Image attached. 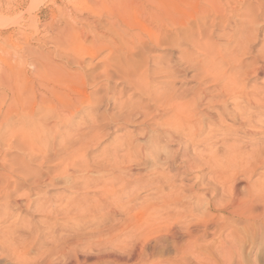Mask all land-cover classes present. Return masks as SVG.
Listing matches in <instances>:
<instances>
[{"label":"bare ground","instance_id":"bare-ground-1","mask_svg":"<svg viewBox=\"0 0 264 264\" xmlns=\"http://www.w3.org/2000/svg\"><path fill=\"white\" fill-rule=\"evenodd\" d=\"M26 1L0 0L3 223L8 224L10 209L18 206L22 198L25 204L19 206L42 213L47 219L42 221L45 227H53L60 216L68 222L74 219L78 225L80 214L89 211L82 207H115L122 192L113 188L110 191L107 186L119 185L127 177L138 176L136 183L142 180L143 170L131 174V166H120L123 157L131 160V152L150 167L145 170L149 172L147 185L145 181V186L141 185L150 193L139 202L137 197L124 195L126 203L119 206L139 207V216L132 224L136 225L137 236L118 247L117 252L102 254L98 260L145 264L144 257L161 240L158 235L163 232L165 239L180 236L189 241L184 248L175 247L185 264H189V256L202 264V256L209 251L239 254L245 245L253 247L258 242L256 236L263 243L264 81L260 86L254 83L264 77V0H101L103 13L97 18L91 16L95 12L85 5L87 0H78L60 11L61 19L51 20L49 30L38 29L31 16L29 25L21 27L19 20L6 17L15 15ZM80 12L90 15L84 17ZM135 12L143 14L148 24L134 20ZM10 28L14 30L8 32ZM213 36L217 37L216 42H211ZM20 39L26 47H21ZM155 50L163 53L156 56L152 53ZM165 50L176 51L177 61ZM188 69L196 72L195 87L178 94L168 81L176 78L178 70ZM156 77L163 78V82L155 85ZM114 78L126 82L129 90L145 99V103L137 105L134 98H118L121 101L117 110L125 114L123 119L111 121L130 123L142 117L136 124L146 126L155 137H149L147 144L141 143L145 139L125 140L126 146L115 148L112 155L109 153L104 162L92 169L90 162L94 160H90L87 150L103 137L99 123L105 120V116L100 119L95 115L98 102L92 96ZM88 89L94 91L90 93ZM110 95L107 94L109 99ZM80 107L88 109L87 121L82 119L74 127L76 134L70 137L69 128ZM63 135H67L66 143L58 140ZM160 139L176 143V152L171 155L167 147L158 146ZM12 153H17L14 158L10 157ZM172 167L177 172L174 177L168 173ZM93 172L97 178L90 177ZM59 178L65 179L63 185L68 192L73 191L69 198L64 197V203L60 199L62 202L57 204L59 198L51 201L48 197L33 202L29 198L31 192L23 190L25 187L41 191V187L53 186ZM186 181L190 183L185 184ZM77 187L84 193L100 190L101 195L88 198L85 193L80 198L74 196ZM72 201L76 212L69 208ZM52 202L54 205L49 204ZM26 223L0 228V242L13 255L15 252L19 256L18 251L25 250L26 242H31L24 241L26 236L22 239L24 234L31 237L35 232ZM20 224L26 233L18 234ZM210 230L216 235L228 232L229 249L199 246L198 241ZM71 245L69 240L66 246ZM262 254L254 260H263ZM72 258L76 264L87 262L86 258L80 261L75 253Z\"/></svg>","mask_w":264,"mask_h":264},{"label":"rangeland","instance_id":"rangeland-1","mask_svg":"<svg viewBox=\"0 0 264 264\" xmlns=\"http://www.w3.org/2000/svg\"><path fill=\"white\" fill-rule=\"evenodd\" d=\"M76 1H78V0H27L25 2V5L22 7V9L20 8L19 10H17V13L15 15H12V14L6 15V17L10 20L11 19L19 20L18 26L21 27L22 25H24V26L29 25V17L31 16V17H33V20H32L33 23L34 24L37 23L36 25H37L38 29H42L43 27L44 28L46 27L47 30H49L51 28V25H50L51 20L53 21V20H56L57 18L61 19V16H59V15H61L60 11L63 10L64 7L72 5ZM79 2H81V0ZM85 3L84 4L88 8H90V10L92 12H95V15H91V16H95L94 18H97V16H99L100 14L103 13L104 6H103L101 0H87ZM53 4L55 6H57L58 8L57 7L55 8V6ZM185 8L186 7H184V9ZM20 14H21V16H19ZM134 14H135L134 18H133L134 20H138L139 23L144 22L145 24H148L147 23L148 21L144 17L143 14H141L140 12H135ZM81 15H83L84 17H87L90 14L86 13V12H82ZM238 17L241 18L240 16H238ZM189 18H190V16H189ZM189 20L192 21L191 19H189ZM149 28H155V27L150 26ZM134 29L137 30L138 28H134ZM12 30H14V28L8 29V32H10ZM152 32H154V30ZM218 34L219 33L216 31L214 35L217 36ZM215 36H213L211 38V42L217 41V37L215 38ZM19 42H20L21 47H26V43L23 39H20ZM31 47H35V46L33 44H31ZM259 47L260 46L258 45L256 48H259ZM44 52L47 53V51H45V50H44ZM164 52H165V54L170 56L172 58V60L177 61L178 55L176 54L177 53L176 51L170 52L168 50H165ZM152 53L156 54V56H160L163 52L161 50H155ZM152 53H150V54H152ZM104 55H105V53L100 54L95 60L98 61V58L101 59L102 56H104ZM144 55H146V53ZM0 59L3 60L1 50H0ZM182 68L183 67H181V69ZM183 72L185 74H183ZM177 73L178 74H176V78H174V80H170L168 82L173 84V85L172 84L171 85L173 86V90L176 91V93L179 92L178 94H186V93H188V90L190 88L192 89L195 87V73L196 72L193 71L192 69H188V70H184V71L178 70ZM192 76H193V78H192ZM154 79L155 80H153V81H155V83H156L155 85H159L158 83L160 81L163 82V80H164L161 77H156ZM121 81H122L121 78H114V79H111L110 81H108L107 83L105 82V85H103L102 88H100V90L98 92L94 93L95 96H94V94L92 96L93 100L95 102H98L97 103L98 104L97 105V111H96L95 115H97L100 119H102V117L105 116V120H103V122L99 123L101 125V133H102L103 137L99 138V141H96V143L90 144L88 147V150H87V153H88V156L90 157V160L91 159L94 160V161L90 162V164H92V167H91L92 169L94 168V166H97L98 163L104 162L106 156H109V153H110V155H112L113 154L112 151L115 148L126 146V144H127L126 142H128V141L125 142V140H128V139H130V140L131 139L143 140V139H145V141H146L149 137L150 138L155 137V133H153L152 131H149V129H147L146 126L138 125V123L136 124V122L138 120H139L138 122L142 121V117H139L138 119H136L137 121H135V122L133 121L134 123L133 122L128 123V122H124L122 120L119 122L111 121V119H120V118L123 119V117H124L125 113L124 112L120 113L117 110V104L120 103V101L122 100L121 98H123V100H125L124 98H126V100L128 98L131 100L134 98L137 100V101L134 100V102H137V105L139 102H141L142 104L145 103V99H141V97H139L137 94H134L132 89L129 90L128 84L126 82H121ZM260 81H261V83H260ZM263 81H264V77H262V79H259L256 82V84L254 83V85L260 86V85H262ZM162 82H160V83H162ZM92 90L93 89H88L87 91L91 93ZM189 92H190V90H189ZM107 94L108 95L112 94V95H110V99L108 98ZM118 94H119V96H118ZM102 96H103V98H102ZM116 96H117V100L119 102L116 100V98H115ZM137 96H138V98H137ZM112 97H113V99H112ZM118 98H120L121 100ZM80 108L78 109V111L80 110L79 113H77L78 115L76 114V116L73 118V123H72L73 128H72V126H70V128H69V129H72V130H69V136L70 137H72L76 134L74 127H76L77 124H81V121L83 122L82 119H85V121H87L86 116H85L86 115L85 110H88V109L86 107H82L81 109ZM151 110L152 109H150V111ZM73 124H75V125H73ZM140 126H141V128H140ZM215 127L216 126H214V128ZM211 128H212V130L214 129L213 127H211ZM82 129L84 130V128H82ZM215 129H218V127H216ZM146 133H148V134H146ZM150 133H151V136H149ZM67 135L61 136L58 139L59 142L60 143H66ZM145 141H143L141 143L147 144V141L146 142ZM167 143H168L167 141L161 140V142L159 141L158 146L161 145L160 147H165V148L167 147L166 150L169 152V154L173 155L174 152H176V150L178 149V145L176 143H173V144L168 143L169 144L168 145ZM164 144H166V145L164 146ZM123 149L125 151V148H123ZM121 151H123V150H121ZM122 153L123 152H120L119 154H122ZM15 154H17V153H12V155L10 154V157L14 158ZM129 155L132 156L131 157L132 161L129 159L127 160V158L123 157L124 159L119 160L120 163L123 160L122 163L120 164V166H122V167L131 166L132 167L131 174L136 172L137 170H143V171H140V172H142L141 182L136 183V182H138V179H136V178H139L138 176L133 177L132 179L127 177V178H124V180L121 182V184L119 183V185L117 184L116 186H112V187L110 185L107 186V188L110 191L114 189V191L117 192L120 189V192H122L121 193L122 197L120 198V202L116 203L117 205H115V207H82L84 209L88 208L89 211L88 212L84 211V212H82L83 214H80V217L78 219L80 221L81 220L82 221L80 222L78 220L80 222V224L78 222V225H76L74 223L75 222V221H73L74 219H71L73 221V223L71 224L70 222H72V221H70V219L68 222L67 221L68 219L66 217L60 216V217H58L57 222H55L53 224V227L50 226L52 224H50L49 227L48 226L45 227L44 223L47 219L43 218L44 215L42 213L36 211V209L30 208V209H28L29 210L28 211L24 207L19 206V205L25 204V202H24L25 200H23L24 198L19 199L20 203L18 201V206L12 207L10 209V213L12 216L9 218L8 224L15 223V222H17V223L22 222V224L24 225L28 221L26 224L27 225L29 224L28 226H30V228H35L36 230L34 229L35 232H33L31 235V237H33V238H31L29 233L24 234V233H26L25 232L26 228L22 227L20 224L22 229L19 230L20 232L18 234H24L22 239H24V237L26 236L24 241L31 239V242H29V241L26 242L28 244L27 246L24 247V248L27 247L25 249L26 251L23 249L20 250L21 248H17L18 250H20L22 252L21 253L20 251H18V254H20L19 256H17L15 252H14L15 255H13V253H12L13 251L8 250L9 248L6 250L7 245L3 246L2 244H4V243L0 242V264H69V263L76 264V262L74 261L75 259L72 258V253H75L80 261L83 258H86L87 262L85 264H116L113 261L106 259V258L98 260L97 257H99L105 253L117 252L118 247H121V246L131 242L132 240H135V236H137L135 233L136 225L133 226L132 224L135 223V221L137 220V218L139 216L138 215L139 214V211H138L139 207H137V206L136 207H119V206L125 205V203H126L125 196L127 197V195L131 196V197L133 196L132 198L137 197V199H138L137 202H139L140 200H142V198L145 197V195H148L150 193L148 190H146L145 187L142 188L143 186L147 185L146 182H148L147 178H149L148 177L149 172H145V170H146V167L150 168L149 164L140 162L141 158L139 155L138 156L132 155L131 152L129 153ZM93 162H94V164H93ZM178 162L176 161V163H178ZM168 170H169L168 173L172 177H174L176 175L175 174L176 171L173 170V167L171 169H168ZM93 173L94 174H91L90 177L92 176L94 178H97L98 175L95 172H93ZM134 178L136 180L135 182L133 181ZM144 178H145V180H144ZM59 180H61V182ZM62 181H64V182H62ZM143 181H145L146 184L145 183L142 184ZM64 183H65V179L59 178L58 180H55V184L53 186L47 187L44 185V187H41V189H40L41 191H34V190H29V189L27 190V188H25V187H23V190H24V192H29V193L31 192L29 198L33 202L37 201L38 198L43 199V198L48 197V199H51V201L55 200L56 198H59L57 204H60L59 202L61 200L63 201V202L61 201L62 203L65 202L66 198H64V197L69 198V196L71 194H73V191L68 192V189H66L63 185ZM125 183H128V185L126 186ZM189 183H190L189 181L185 182V184H189ZM141 185H143V186H141ZM118 186L123 187V189L121 187L118 188ZM77 188L79 190L75 188L74 196L78 195L80 197V196H84L82 194L87 193L86 195L88 198L93 197V196H96V198H99L101 195L100 190H97V191L91 190V191H86L84 193V191H82V188L81 189H80V187H77ZM124 188H125V190H124ZM79 191H81V192H79ZM76 193H78V194H76ZM42 199H40L39 201H42ZM93 201H94V199H93ZM77 202H79V201H77ZM71 203H72V204H70L71 207H69V208H71L72 210L75 209L74 211L76 212L77 208H75V207H77V206L74 205L75 203L73 201ZM36 204L37 203H34L33 205L35 206ZM49 204H53V202L49 203ZM67 204L69 205V203H67ZM76 204H78V203H76ZM133 204H135V203H132V205ZM35 208H37V207H35ZM107 208H109L111 210H109ZM110 211H111L110 214L109 213L106 214L107 212H110ZM63 219H65L64 222H63ZM2 220H3V218H2V215L0 212V225H1L0 228L3 226H8V224H6V222L3 223ZM42 221H44V223ZM81 223H82V226H81ZM176 227H178V226H176ZM211 227L212 226H210V228ZM23 228H24V230H23ZM47 230H49V231H47ZM164 233L165 232L158 235V239H161V240L158 243H156L150 247V250H149L150 253H148L149 256L146 255L144 257L145 264H169V262L176 263V264H185V259L180 256L179 252H176V248H178V247L184 248L186 245H188L189 241L183 237H180V236H178L175 240L165 239V238H163L165 236V235H163ZM227 233H225V234L224 233L223 234L217 233V235H216V233H214L213 231L210 230L208 234L204 235L202 237V239H200L198 241L199 246L207 247L209 250L213 249L217 245H218V247L222 246V247L229 249L228 246H229V243L231 244V241H228ZM225 235H226V237H224ZM218 236L220 237V239ZM258 238H257V236L255 237V239L258 242H256V244H254L253 247H252V245L251 246L245 245L244 251H241V252H243L242 254H241V252H239V254H237L238 252L228 254L226 252L225 253L224 252L219 253L216 251H209L206 254L204 253V255L202 256L204 261L202 260L201 263L202 264H264V254H262V258H261L263 260H260L259 262L254 260V258L257 254H259L260 252L261 253L264 252L263 251L264 249H262V248H264V244H263L264 241H263V243H261L262 239L261 238L258 239ZM69 240H72V245L66 246V244ZM226 243H228L227 246L226 245L223 246ZM260 246H262V247H260ZM21 247H23V246L21 245ZM9 251H11V252H9ZM118 253H122V252H118ZM21 256H23V257H21ZM196 260L197 259H195L194 257L191 258L189 256V257H187L186 262H188L189 264H199ZM248 261H249V263H248ZM127 264H141V263L131 261V262H128Z\"/></svg>","mask_w":264,"mask_h":264}]
</instances>
